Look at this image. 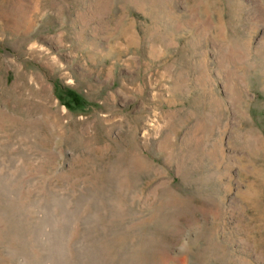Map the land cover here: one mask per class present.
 I'll list each match as a JSON object with an SVG mask.
<instances>
[{
    "label": "rangeland",
    "instance_id": "obj_1",
    "mask_svg": "<svg viewBox=\"0 0 264 264\" xmlns=\"http://www.w3.org/2000/svg\"><path fill=\"white\" fill-rule=\"evenodd\" d=\"M0 264H264V0H0Z\"/></svg>",
    "mask_w": 264,
    "mask_h": 264
}]
</instances>
